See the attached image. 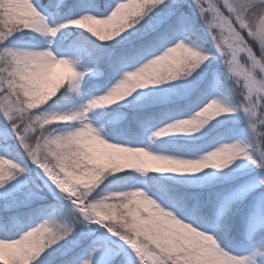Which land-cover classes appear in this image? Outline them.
Listing matches in <instances>:
<instances>
[{
    "label": "snow or ice",
    "instance_id": "6c2138e0",
    "mask_svg": "<svg viewBox=\"0 0 264 264\" xmlns=\"http://www.w3.org/2000/svg\"><path fill=\"white\" fill-rule=\"evenodd\" d=\"M0 264H264V0H0Z\"/></svg>",
    "mask_w": 264,
    "mask_h": 264
}]
</instances>
